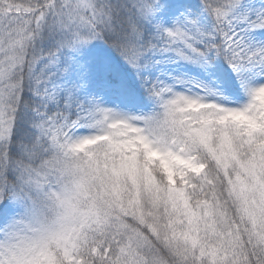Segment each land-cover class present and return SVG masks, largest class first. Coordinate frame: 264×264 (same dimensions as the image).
<instances>
[{
	"label": "snow or ice",
	"instance_id": "6c2138e0",
	"mask_svg": "<svg viewBox=\"0 0 264 264\" xmlns=\"http://www.w3.org/2000/svg\"><path fill=\"white\" fill-rule=\"evenodd\" d=\"M0 264H264V0H0Z\"/></svg>",
	"mask_w": 264,
	"mask_h": 264
}]
</instances>
